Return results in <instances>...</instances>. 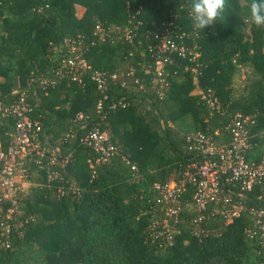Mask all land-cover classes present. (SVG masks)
<instances>
[{
	"label": "trees",
	"instance_id": "16d2710c",
	"mask_svg": "<svg viewBox=\"0 0 264 264\" xmlns=\"http://www.w3.org/2000/svg\"><path fill=\"white\" fill-rule=\"evenodd\" d=\"M186 4L0 0V105L23 91L44 149L26 155L27 184L9 217V199L0 200V264H264V241L246 233L254 227L250 209L264 210V180L236 197L244 209L230 222L220 203L197 219L187 185L171 242L152 227L161 219L155 184L177 180L204 158L188 148L187 132L227 145L226 125L241 113L253 119L244 158L258 162L264 154V27L251 23L246 0H228L219 20L197 31ZM164 25L190 53H170L167 84L159 87L149 48ZM72 40L88 64L79 81L62 62ZM94 70L108 75L103 91ZM51 77L53 83L41 82ZM15 119L0 114V149L9 145ZM95 126L116 147L104 161L82 141Z\"/></svg>",
	"mask_w": 264,
	"mask_h": 264
},
{
	"label": "built area",
	"instance_id": "2783aa9c",
	"mask_svg": "<svg viewBox=\"0 0 264 264\" xmlns=\"http://www.w3.org/2000/svg\"><path fill=\"white\" fill-rule=\"evenodd\" d=\"M168 25L162 27L157 43L149 48L153 51L154 71L158 76L159 87L167 84L163 65L164 62L170 61V53L176 51L182 56L190 53L187 47L172 37ZM62 62L68 68L69 77L79 81L81 73L88 67L81 52L80 41L69 42ZM56 75L62 76V70H57ZM115 77L116 74L109 75L111 79ZM91 78L100 91L106 88L108 75L104 71L94 70ZM55 80L56 78L51 77L41 82L53 83ZM106 98L107 95L103 94L97 103L98 109L102 108V100ZM208 103L212 105L213 101L209 98ZM29 110L30 106L23 91L16 102L0 105V114H13L16 117L9 145L6 149H0V200L9 199L11 203L6 212L8 217L17 205L19 192L27 184L24 165L26 155L31 150H36L39 154L44 151L35 142L39 126L29 117ZM252 122L253 119L249 116L235 113L226 125L230 135V142L227 145H217L211 136L200 130L186 133L188 148L197 150L204 158L193 159L188 163L177 180H170L163 185L155 184L157 191L155 204L161 214L160 221H155L152 226H160L161 229L155 231L157 234L163 233L171 242L173 234L177 231L175 225L179 221L181 211V194L187 185L193 187L191 199L197 212V219L203 216V210L211 203L221 204L220 212L227 222L239 216L244 204L236 197L240 198L243 195V189L264 180V154L258 162L247 161L244 158V150L249 147L248 125ZM82 141L97 150L98 159L101 161L116 152V147L108 140L107 132L96 126L87 131ZM250 210L253 213L254 227L247 229L246 233L251 238L256 237L264 241V210L260 208Z\"/></svg>",
	"mask_w": 264,
	"mask_h": 264
},
{
	"label": "clouds",
	"instance_id": "9594fccd",
	"mask_svg": "<svg viewBox=\"0 0 264 264\" xmlns=\"http://www.w3.org/2000/svg\"><path fill=\"white\" fill-rule=\"evenodd\" d=\"M192 27L199 31L219 20L228 0H187ZM248 17L255 26L264 27V0H246Z\"/></svg>",
	"mask_w": 264,
	"mask_h": 264
},
{
	"label": "rangeland",
	"instance_id": "374dc122",
	"mask_svg": "<svg viewBox=\"0 0 264 264\" xmlns=\"http://www.w3.org/2000/svg\"><path fill=\"white\" fill-rule=\"evenodd\" d=\"M76 5H77L76 9L78 11V9H80L79 4H76ZM245 73H246L245 68H242V69H240L239 74L236 75L234 78V85H235V89L237 91H239L241 89V86H243V80L245 77Z\"/></svg>",
	"mask_w": 264,
	"mask_h": 264
},
{
	"label": "crops",
	"instance_id": "0c3cea01",
	"mask_svg": "<svg viewBox=\"0 0 264 264\" xmlns=\"http://www.w3.org/2000/svg\"><path fill=\"white\" fill-rule=\"evenodd\" d=\"M76 6H77V5H75V10H76V13H77V14H79V13L82 11V6H81V5H79V8H80V9H78V11H77V9H76Z\"/></svg>",
	"mask_w": 264,
	"mask_h": 264
}]
</instances>
